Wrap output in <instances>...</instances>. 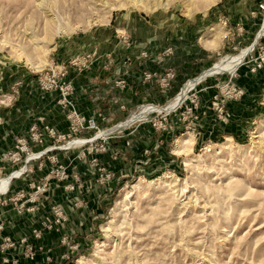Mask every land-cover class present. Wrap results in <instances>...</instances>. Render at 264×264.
Returning a JSON list of instances; mask_svg holds the SVG:
<instances>
[{"label":"rangeland","instance_id":"374dc122","mask_svg":"<svg viewBox=\"0 0 264 264\" xmlns=\"http://www.w3.org/2000/svg\"><path fill=\"white\" fill-rule=\"evenodd\" d=\"M111 2L113 10L90 0H0V81L10 73L13 83L20 85V78L34 77L33 72L55 65L51 54L56 41L113 22L120 24L118 34L128 36L123 27L130 28L136 18L143 21L145 31L144 20L169 14L176 21L198 19L217 4L252 6L255 0H216L191 12L182 1L153 10L129 0L123 6ZM43 7L51 11L53 20H47ZM139 52L147 53L145 48ZM241 52L212 51L171 96L164 98L165 90L157 88L153 101L139 102L157 105L152 106L157 110L153 109L149 124L131 123L144 113L128 122L135 106L126 110L116 106L115 120L99 121V127L108 129L130 112L115 127L131 124L117 133L123 139L120 146H116L118 138L110 139L115 147L111 156H126L130 145L148 148L149 154H135L132 161L127 156L122 161L125 172L107 166L111 177L104 186L94 182L92 168H71L81 178L80 188L69 191L62 182L47 186L33 203L25 196L15 206L7 204L10 212L0 234V264H264V69L256 75L241 71L232 78L242 95L231 100L237 101L233 106L227 103L226 122L216 119L210 105L219 85L226 83L225 71L207 73L180 98L187 82ZM155 65L162 69L157 60ZM7 102L0 95V115ZM104 108L94 107L90 113L106 115ZM174 108L168 115L162 111ZM183 113L185 122L180 119ZM162 118L158 129L151 125ZM183 138L190 139L185 143ZM65 157L66 153L59 155L62 161ZM136 159L146 162H138L135 169ZM45 172L30 170L20 187L23 192L32 194L26 181ZM5 237L9 240L3 241Z\"/></svg>","mask_w":264,"mask_h":264},{"label":"crops","instance_id":"0c3cea01","mask_svg":"<svg viewBox=\"0 0 264 264\" xmlns=\"http://www.w3.org/2000/svg\"><path fill=\"white\" fill-rule=\"evenodd\" d=\"M252 7L253 5L239 7L221 3L215 5L206 14L198 16L200 17L198 19L195 16L177 21L172 19V14H169L166 18L160 20L158 18L144 20L145 31L141 28L143 21L136 18L134 25L130 28L123 27L128 36L118 34L116 26L119 27L120 24L113 22V24H109L104 28H95L85 34H78L62 41H56L51 54L52 62L66 69V76L73 86L74 97L82 109L86 110L85 112L90 113L94 107L99 109L103 106V108L105 107L103 110L109 115L108 121L115 120V114L112 112L117 106L119 95L121 96L122 93L111 85L113 79L119 76L125 77L127 91L124 93V98L128 109L144 100L147 102L153 101L155 97H158L154 95L158 91L153 86L152 81L141 79V72L157 69L158 66L155 65L157 60L162 69L169 66L175 69V79L171 87L161 95L168 98L179 84L194 73L196 66L199 67L202 60L207 58L210 52L218 50L222 52V50L228 49L225 45L222 48L219 47L221 37L225 33L223 26L219 25L223 17L231 21H243L247 34L254 31L255 25L245 17L246 12ZM206 22L212 25H206ZM208 26L206 35L202 36L206 31L204 29ZM212 28L213 30H211ZM215 33L218 35L217 46L212 45V38ZM129 44L131 46L127 48ZM142 48H145L147 52L146 57L140 55L139 51ZM167 48H169V53H165ZM89 53L94 54L85 66L80 68L70 64L69 61L72 58ZM20 79L16 95L9 94L14 80L12 74H4L0 81V95L8 101L4 105L5 108L1 109L0 115V174H4L15 167V164L8 163L7 160L3 159L1 154L12 149L17 136L26 134L28 124L36 115H46L48 120L53 124L56 123L61 130L66 125L62 114L54 106V92H40L37 89L35 78L31 75ZM232 102L234 101L229 103L232 104ZM110 108H112L111 111ZM133 129L128 132V135L133 134ZM117 138L119 139L117 140L118 145H116L118 147L123 143L122 136L117 135L110 139L114 141ZM110 139L106 144V151L101 155V160L107 166L125 172L126 170L122 169V166L123 168L126 166V163L123 165V159L128 156L132 161L131 157L139 154L137 153L139 147L130 145L127 147L128 154L126 156L112 157L111 153L115 147L111 146L113 142ZM66 154L67 156L72 155ZM67 156L65 157L66 160H68ZM133 162L135 161L133 160ZM72 163V168H75L76 171L79 167H88L75 161ZM21 184H23V181H15L13 187L15 189L20 188L24 185ZM8 207L7 204L0 203L2 233L4 225L8 224L7 216L10 212ZM18 228L20 226H17Z\"/></svg>","mask_w":264,"mask_h":264},{"label":"built area","instance_id":"2783aa9c","mask_svg":"<svg viewBox=\"0 0 264 264\" xmlns=\"http://www.w3.org/2000/svg\"><path fill=\"white\" fill-rule=\"evenodd\" d=\"M245 15L255 25V29L251 34H247L243 21H231L224 17L220 20L225 33L221 37L219 47L222 48L225 45L228 48L227 51H235L234 54L248 48L236 67L232 71L226 72L228 75L226 83L219 85V94L215 93L211 98L210 105L215 110V117L222 123L226 122L227 113L224 109L227 103L242 95V88L236 82H232V78H235L241 71L248 75H256L264 69V0H255L253 7ZM165 53H169V48L165 49ZM93 54L89 53L80 57H74L69 62L81 68L88 63L89 58ZM140 55L146 57V53L144 52H140ZM229 55L231 54L224 56ZM33 73L37 89L40 92H54V106L62 114L66 125L61 130L57 127L56 123H51L46 115H36L28 124L26 134L17 136L12 149L1 154L2 158L7 160L8 163L15 164V167L8 170L5 174L17 172V174L9 178L6 186L0 190V203L4 205L12 202L13 206H15V201L25 196L29 197L26 201L33 203L45 191L47 186L61 185L62 182H65L64 188L66 190L71 191L74 188H80L82 186L80 176L76 172H70L73 161L92 168L96 172L94 174V182L100 186L106 185L111 174L107 169L106 163L101 160V155L106 150L108 140L111 137L117 136L120 129L127 127L131 123L126 126H115L125 121L139 107L152 105L147 103L137 104L135 105V110L129 111L130 113L122 121L111 125L108 129L100 128L99 121H108V118H106L107 113L105 115L99 111L93 114L83 112L81 105L78 104L74 97L72 83L67 78L66 69L63 66L53 65L52 63L45 71L41 69ZM175 74V69L169 66L163 69L144 70L141 72V79L143 81H152L156 89L164 91L171 86L175 79ZM155 76H158V78ZM18 84L19 82H16L11 85L10 90L12 95L17 94ZM111 85L122 93L118 97V108L126 110L124 93L127 91V86L125 77L119 76L113 79ZM190 97V102H193L194 107H196L193 94H190ZM176 108L170 110L169 113ZM188 111L191 112L192 108H189ZM188 111L186 114L189 113ZM151 113L153 112L146 113L137 121L149 124ZM164 113L168 115V112ZM186 118V115L183 113L180 119L185 122ZM164 121L162 118L157 123L152 122L151 125L158 129ZM161 128L164 129L163 126ZM61 141H65V143L58 144ZM158 142L161 141L158 140ZM156 147L157 144L155 143L152 148ZM149 151L148 148H139L137 153L145 156L149 154ZM60 153L72 155L67 156L66 154L68 160L64 158L65 161H62L59 159V155L61 157ZM138 162L145 163L146 161L142 162L136 159L135 169L138 167ZM32 169L46 171L41 178H31V180L26 181L27 185L31 188L32 194L24 193L23 188H13V182L18 180L25 181L24 177ZM2 176L0 175V177ZM11 192L14 193L11 195ZM57 211L60 212L58 208H55V212ZM16 212L19 213V209ZM2 229L3 224L0 222L1 235ZM2 240L8 241L9 238L5 237Z\"/></svg>","mask_w":264,"mask_h":264},{"label":"bare ground","instance_id":"6f19581e","mask_svg":"<svg viewBox=\"0 0 264 264\" xmlns=\"http://www.w3.org/2000/svg\"><path fill=\"white\" fill-rule=\"evenodd\" d=\"M90 1L94 5L106 6L109 8V10H113V7H112L113 3L111 2V0H90ZM117 1H118V3H120L119 6H123L124 3L127 2L128 0H117ZM129 1L133 5H140L142 7H145V8L151 9V10L156 9V8H160V7H165L172 2L182 1L184 4L187 5L189 12H191L192 9H195V10L206 9V8L210 7L213 3L216 2V0H200L199 4L196 5L194 2L196 0H129ZM42 10H43L44 16L47 17V20H50V19L53 20L52 13L48 8L43 7ZM211 30H213V28ZM221 35H219V37H221ZM217 37H218V35L216 33L213 34L212 45H214V46L217 44V39H218ZM247 50H248V48L244 49L242 52L240 51L241 53H239L238 55L232 57L231 59H227L226 61L221 62L219 64H215L210 70H208L204 73H200V75H198L199 77L191 79L189 82H187L185 84L184 88L182 89V92L180 94V98L183 97V95L185 93H187V91L189 89H191L193 86H195L203 77L210 75L207 73H214V72L220 73L219 71L230 72V71H226V70L234 69L236 67V65L241 61L242 57L247 52ZM35 68H36V66H35ZM152 106H157V105L152 104L149 106L148 105L143 106V108L140 110L141 113L134 112V114L129 117V119H128L129 121L128 120L127 121L130 122L131 120L135 119L137 116H139L143 113L145 115L146 113H149V112H156V111H153V109H155V108H153ZM166 108L169 109V106ZM155 110H157V109H155ZM165 111H168V110H165ZM159 112H161V111H159ZM139 119H137V120H139ZM137 120H135V121H137ZM135 121H132V122H135ZM124 125L125 124H122L120 126H124ZM189 136L191 138V135H189ZM190 138H183V140H181V141L187 143ZM15 174H17V172H14V173L9 172L7 175L0 177V190L6 186V184L9 181V178ZM126 197H127V195H126Z\"/></svg>","mask_w":264,"mask_h":264},{"label":"water","instance_id":"95a60500","mask_svg":"<svg viewBox=\"0 0 264 264\" xmlns=\"http://www.w3.org/2000/svg\"><path fill=\"white\" fill-rule=\"evenodd\" d=\"M200 75V74H199ZM172 110V109H171ZM162 111H164V112H169L170 110H168V111H165V110H162Z\"/></svg>","mask_w":264,"mask_h":264}]
</instances>
